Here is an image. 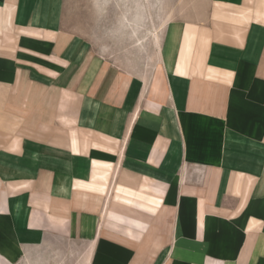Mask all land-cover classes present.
I'll use <instances>...</instances> for the list:
<instances>
[{
  "label": "crops",
  "instance_id": "crops-1",
  "mask_svg": "<svg viewBox=\"0 0 264 264\" xmlns=\"http://www.w3.org/2000/svg\"><path fill=\"white\" fill-rule=\"evenodd\" d=\"M0 0V264H264V0H200L134 73Z\"/></svg>",
  "mask_w": 264,
  "mask_h": 264
},
{
  "label": "rangeland",
  "instance_id": "rangeland-1",
  "mask_svg": "<svg viewBox=\"0 0 264 264\" xmlns=\"http://www.w3.org/2000/svg\"><path fill=\"white\" fill-rule=\"evenodd\" d=\"M200 0H66V30L92 53L119 68L149 74L157 66L166 30L189 20ZM72 241L49 243L21 264H85Z\"/></svg>",
  "mask_w": 264,
  "mask_h": 264
}]
</instances>
